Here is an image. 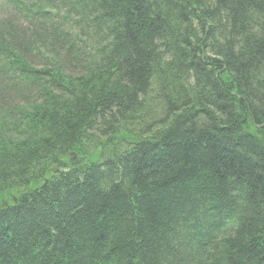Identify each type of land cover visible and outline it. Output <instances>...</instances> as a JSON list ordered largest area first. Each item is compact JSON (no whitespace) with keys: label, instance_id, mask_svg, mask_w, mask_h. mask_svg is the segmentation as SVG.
Listing matches in <instances>:
<instances>
[{"label":"trees","instance_id":"1","mask_svg":"<svg viewBox=\"0 0 264 264\" xmlns=\"http://www.w3.org/2000/svg\"><path fill=\"white\" fill-rule=\"evenodd\" d=\"M2 1L0 264H264V0Z\"/></svg>","mask_w":264,"mask_h":264},{"label":"rangeland","instance_id":"2","mask_svg":"<svg viewBox=\"0 0 264 264\" xmlns=\"http://www.w3.org/2000/svg\"><path fill=\"white\" fill-rule=\"evenodd\" d=\"M12 11L14 10H12L11 8H8L7 10L2 9L0 11V23L1 24L7 23L8 25L12 24V27L14 28V34L9 37L10 38L9 47L12 49L15 48V50L18 51L17 53L21 55H22L23 49H28V54L27 53H23V54L27 56L26 60L28 61V63L30 64L31 62L30 65H34L35 58L33 60L32 58L35 56V53L33 52V48H32L31 41H30L31 40L30 30H32V28L28 27L27 22L23 20V17L25 20H27L26 16H23L22 14H16ZM35 21H37V19ZM18 27L22 29H18ZM41 37L45 39V37L47 36L45 35ZM41 40L42 39L40 38V41ZM37 52H40V50H37ZM48 55H49L48 53H43V56H48ZM32 67H35V66H32ZM198 220L200 221V223L198 224L197 227L201 229L200 226L202 225L207 226L208 225L207 223H211V222L214 223L217 220V218L215 214L213 213V211H210L208 212V214H203L202 216H200ZM191 226H192V223H190L189 221V223L181 224L180 227L176 229L177 233L179 234L178 245H177L178 253L180 254L183 251H185L186 253L189 254V256H191V258L187 257V259H183V261L180 264H201V263H196V259L193 260L194 252L196 251V248H194L196 244H194L195 239L193 235L196 233V227L191 228ZM191 241L192 243H189ZM196 257H198V254Z\"/></svg>","mask_w":264,"mask_h":264},{"label":"bare ground","instance_id":"3","mask_svg":"<svg viewBox=\"0 0 264 264\" xmlns=\"http://www.w3.org/2000/svg\"><path fill=\"white\" fill-rule=\"evenodd\" d=\"M213 213L215 214V211H213ZM235 226V225H234Z\"/></svg>","mask_w":264,"mask_h":264}]
</instances>
